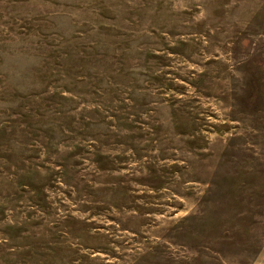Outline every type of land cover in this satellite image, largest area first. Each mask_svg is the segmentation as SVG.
Here are the masks:
<instances>
[{
    "label": "rangeland",
    "instance_id": "obj_1",
    "mask_svg": "<svg viewBox=\"0 0 264 264\" xmlns=\"http://www.w3.org/2000/svg\"><path fill=\"white\" fill-rule=\"evenodd\" d=\"M0 264H264V0H0Z\"/></svg>",
    "mask_w": 264,
    "mask_h": 264
}]
</instances>
